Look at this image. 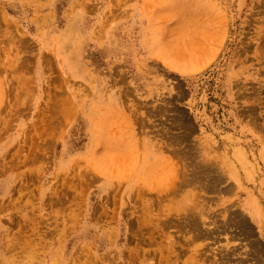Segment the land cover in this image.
I'll return each mask as SVG.
<instances>
[{
    "label": "rangeland",
    "instance_id": "rangeland-1",
    "mask_svg": "<svg viewBox=\"0 0 264 264\" xmlns=\"http://www.w3.org/2000/svg\"><path fill=\"white\" fill-rule=\"evenodd\" d=\"M263 250L264 0H0V264Z\"/></svg>",
    "mask_w": 264,
    "mask_h": 264
},
{
    "label": "bare ground",
    "instance_id": "bare-ground-1",
    "mask_svg": "<svg viewBox=\"0 0 264 264\" xmlns=\"http://www.w3.org/2000/svg\"><path fill=\"white\" fill-rule=\"evenodd\" d=\"M248 234H249V233H248ZM251 241H252V240H251ZM251 241H250V242H251ZM252 242H253V241H252ZM255 243H256V241H255ZM252 244H254V243H252ZM254 245H255V244H254ZM263 252H264V250H263ZM261 253H262V252H261ZM263 256H264V255H263ZM248 258H249V255H248ZM260 258H261V257H260ZM257 259H258V258H257ZM258 260H259V259H258ZM255 261L257 262V260H255ZM255 261H254V262H255ZM260 261H261V260H260ZM259 263H260V262H259ZM262 264H264V261L262 262Z\"/></svg>",
    "mask_w": 264,
    "mask_h": 264
},
{
    "label": "crops",
    "instance_id": "crops-1",
    "mask_svg": "<svg viewBox=\"0 0 264 264\" xmlns=\"http://www.w3.org/2000/svg\"><path fill=\"white\" fill-rule=\"evenodd\" d=\"M190 264H193L192 262H190ZM194 264H196V263H194Z\"/></svg>",
    "mask_w": 264,
    "mask_h": 264
}]
</instances>
